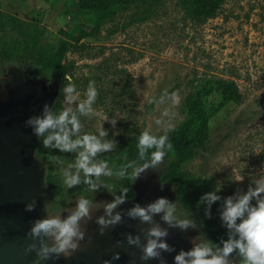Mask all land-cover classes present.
I'll use <instances>...</instances> for the list:
<instances>
[{
    "label": "rangeland",
    "instance_id": "374dc122",
    "mask_svg": "<svg viewBox=\"0 0 264 264\" xmlns=\"http://www.w3.org/2000/svg\"><path fill=\"white\" fill-rule=\"evenodd\" d=\"M0 1L5 19L0 49L3 41L16 36L13 18L40 23L45 31L42 43L56 44L69 37L62 31L78 35L81 25L87 32L94 26L93 14L80 10L78 0ZM25 60L36 63L29 55L20 63ZM67 61L73 65L69 83L76 86L80 99L86 98L90 81H95L99 93L93 106L97 115L80 117L81 134L98 135L105 117L118 119L115 127L103 122L107 138L115 140L117 148L98 157L114 169L120 168V147L135 132L163 133L157 120L163 118L173 128L185 119L184 100L204 77L236 80L243 102L228 105L213 119L208 145L186 168L207 178L222 198L246 192L252 181L264 178V0H225L217 14L206 20L192 19L182 0H138L102 20L100 32L73 46ZM18 65L7 61L0 69L3 73L4 68ZM48 78L55 82L54 76ZM165 92H178L179 105L149 102ZM63 104L75 108L65 97ZM166 108L175 113L170 120L163 117ZM38 151L66 189L65 196L54 198L56 204L82 197L83 183L72 189L63 183V170L75 163L76 153L46 149L43 138ZM53 156L63 164L55 163ZM100 182L110 195L123 187V179L116 176H102Z\"/></svg>",
    "mask_w": 264,
    "mask_h": 264
},
{
    "label": "clouds",
    "instance_id": "9594fccd",
    "mask_svg": "<svg viewBox=\"0 0 264 264\" xmlns=\"http://www.w3.org/2000/svg\"><path fill=\"white\" fill-rule=\"evenodd\" d=\"M63 93L67 104H74L75 108L67 107L59 113H54L52 107L45 104L40 115L29 117L25 125L32 129L33 134L40 140L43 138V147L46 149L59 150L61 153H76L75 163L68 165L63 170V183L72 189L80 184L88 186L90 191L98 192L104 185L100 178L116 176L120 179L129 178L128 170L131 169V178L135 181L142 177L148 170H155L164 162L168 152L173 150L168 132L172 130L171 124L163 118L156 121L164 128L161 135L153 134L149 130L143 131L138 139L139 160L128 162L119 169L109 167L105 160L98 157L117 148L115 140L108 139V130L103 127V122L108 121L112 127L116 126V118L105 117L100 124L98 135L92 133L81 134L83 124L80 117H93L97 115L94 104L98 97V89L95 81H90L84 99H80L76 86L72 83L64 86ZM168 101L172 106H178L180 97L178 92L163 93L160 98L153 97L150 103L165 104ZM175 115L170 109H165L163 117L169 120ZM51 159L62 165L59 156ZM83 174V175H81ZM240 179L239 181H242ZM254 185V186H253ZM163 190V184L161 185ZM128 188H123L119 195L114 196L111 202L103 206V215L96 217L95 223L99 226L100 235L106 230L124 222L127 216L132 220H139L141 224L149 227L142 228L139 234L126 235L127 244L141 249L139 259L141 261L157 260L159 264H167L162 253H172L175 248L167 242L169 228L186 231L196 228L191 219L177 217L175 202L167 197H159L154 201L141 206L135 203L126 211H118L119 206L128 198ZM218 190L205 193L200 198V203L205 204V216L211 218V207L217 201H221L219 216L222 225L227 229V239H222L220 244L211 240L193 244L190 250L181 249L174 256V264H232L233 253L241 258V264H264V178L252 181L246 192L230 195L225 198L217 195ZM255 201V203H253ZM37 207V201L33 199L26 204L25 210L32 212ZM66 217L45 216L32 222L27 233L32 239L25 249V253L34 252L33 264L43 262L60 256L69 258L78 251H86L91 246V237L87 245L81 244L85 240L87 231L85 225L93 217V201L81 197L75 210H68ZM160 219L168 227H162L155 217ZM141 234L144 242L141 241ZM117 241L118 246H122ZM222 245V246H221ZM120 259V253L116 252L112 260ZM103 264H112L111 260H104ZM135 264V260L130 261Z\"/></svg>",
    "mask_w": 264,
    "mask_h": 264
},
{
    "label": "water",
    "instance_id": "95a60500",
    "mask_svg": "<svg viewBox=\"0 0 264 264\" xmlns=\"http://www.w3.org/2000/svg\"><path fill=\"white\" fill-rule=\"evenodd\" d=\"M61 92L60 83L48 84V78H35L29 69L10 66L0 85V264H33L35 253H25L27 246L32 243L27 235L32 222L47 216L46 196L48 164L37 155L40 140L33 134L32 129L25 125V121L34 115H40L45 104L54 108ZM166 168L148 170L141 178L133 180L132 197L119 206L118 211H126L135 203L141 206L159 197H167L177 202L178 190L176 183L165 181L163 175ZM163 184V190L161 185ZM33 199L37 201L34 211L25 210L26 204ZM103 207L93 210V217L86 225V230L93 233L91 246L86 251H78L69 258L60 256L58 259L43 262L44 264H103L104 260H111L112 264H159L157 260L141 261V249L127 244L126 235L135 236L142 228L149 227L139 220H132L127 216L124 222L106 230L100 235L96 217L101 216ZM155 220L162 227H168L160 219ZM195 229L186 231L169 228L167 242L176 251L162 253L167 264H174V256L181 250H190L189 234ZM87 234L82 246L87 245ZM121 241L122 246L117 245ZM141 241L144 242L141 234ZM96 244L102 248L97 249ZM108 243L112 249H106ZM120 253V259L112 260L114 253Z\"/></svg>",
    "mask_w": 264,
    "mask_h": 264
},
{
    "label": "trees",
    "instance_id": "16d2710c",
    "mask_svg": "<svg viewBox=\"0 0 264 264\" xmlns=\"http://www.w3.org/2000/svg\"><path fill=\"white\" fill-rule=\"evenodd\" d=\"M138 0H78L79 9L92 13L94 26L91 32H87L81 25L78 35L62 31L69 37L61 39L58 43H42L45 31L40 23L16 21L15 33L10 41H3L0 49V64L7 61H18L19 64L25 55L36 60L34 73L36 75H50L61 85L59 98L52 109L54 113L63 110V88L69 83L73 65L67 61V53L78 44L84 37H93L100 32V22L106 18L114 17L120 8H126ZM157 2L161 0H155ZM1 2V1H0ZM225 0H182V6L186 13L197 20H206L217 14ZM1 5V3H0ZM4 12L0 9V33L4 28ZM1 42V41H0ZM2 71L0 69V76ZM244 94L238 82L232 78L219 76H206L201 83L190 91L183 103L186 117L178 125L168 132L173 150L168 152L164 162L158 166L159 169L166 168L163 175L165 181L176 183L178 190L177 217L180 219H191L196 222L202 219L203 225L210 238L220 241L227 239V229L220 224L219 208L221 201H217L211 207V218L205 216L206 205L200 203V198L207 192L215 191L214 186L207 178H201L186 165L194 160L208 145L212 136L213 119L228 105L241 104ZM145 130H139L123 144L118 151V165L139 160L138 139ZM158 133L156 135H161ZM36 155L40 157L37 150ZM131 169L128 170L129 178L123 179L124 188H128V196H133ZM47 184L51 194L65 195L66 189L61 183V176L53 167L49 168ZM81 195L90 199L91 191L87 185L81 186ZM218 195V193H217ZM219 225V228L216 226Z\"/></svg>",
    "mask_w": 264,
    "mask_h": 264
},
{
    "label": "flooded vegetation",
    "instance_id": "af4514ba",
    "mask_svg": "<svg viewBox=\"0 0 264 264\" xmlns=\"http://www.w3.org/2000/svg\"><path fill=\"white\" fill-rule=\"evenodd\" d=\"M17 67L31 70V72H32V74H33V76L35 78H42V77L43 78H48L50 76V75H48V77H47V75H45V74L36 75V73H34V71H33L34 66L32 64H29L28 61H26V60L23 63L19 64ZM7 68H4L3 73L0 76V85L2 84V82L5 79ZM56 83H59L56 79H55V82L53 83V82H50V79L48 78V84L49 85L56 84ZM48 168H50V167L48 166ZM48 172H49V170H48ZM132 186H133V181H132ZM47 188H48V193H47V196H46L47 216H62V217H66L68 215V212H67L68 210H75L76 203L81 197H79L78 199H68V200H66L65 203L62 202L60 205H58V204H56L57 201L55 202L54 198L63 197L66 194L63 195V196L51 194L50 190H49V187H48V184H47ZM123 188H124V183H123V187L120 189V192H121V190ZM132 190H133V188H132ZM119 194L120 193L114 194V195H110V194H108L106 188H101V190L98 191V192L91 191L90 200L93 201V210L103 207L107 202H111L113 200L114 196H117ZM79 196H82L84 198L89 199L87 196H84V195H81V194ZM127 197H132V196H127ZM100 214L101 215L104 214L103 210L100 211ZM195 224H196V228H195L194 232L190 233L189 236H188L189 237V241H190V249L193 247V244H198V243H201L203 241H208V240H211L213 243L220 244L221 240L217 241V240H213L212 238H210V236L208 235V233L206 231V227L203 225L202 219H199L197 221V223L195 222ZM220 224H222L221 221H220ZM216 227L219 228V225H217ZM86 231H87V234L89 236L95 237V235L93 233H89L88 230H86ZM81 242L83 243V241H81ZM95 246H96L97 249L102 248L100 244H96L95 243ZM105 248L107 250L108 249H112L113 248V244L112 243H108L107 246H105ZM230 259L232 260V264H241V258L238 256L237 253H233L232 257Z\"/></svg>",
    "mask_w": 264,
    "mask_h": 264
}]
</instances>
